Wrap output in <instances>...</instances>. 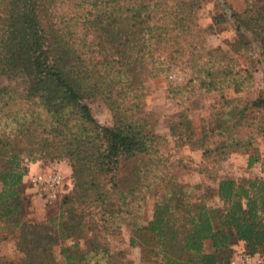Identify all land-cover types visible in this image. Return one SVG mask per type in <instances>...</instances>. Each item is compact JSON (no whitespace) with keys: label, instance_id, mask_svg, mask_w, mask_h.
Here are the masks:
<instances>
[{"label":"trees","instance_id":"trees-1","mask_svg":"<svg viewBox=\"0 0 264 264\" xmlns=\"http://www.w3.org/2000/svg\"><path fill=\"white\" fill-rule=\"evenodd\" d=\"M246 3L228 17L264 55V0ZM201 6L200 0H0V74L22 73L26 81L21 90L0 87V231L2 239L14 237L21 253L18 260L0 255V264H61L58 245L64 264H98L113 258L107 234L120 222L140 249L136 264H230L237 244L264 253V181L220 177L215 191L188 193L192 185L177 180L175 160L160 154L161 136L139 114L145 81L131 77L137 63L149 65V77L185 63L191 81L221 94L252 85L253 73L237 59L192 47L206 30L196 22ZM189 84L170 86L169 97L185 95ZM94 96L106 101L113 124L94 117L87 102ZM216 106L202 133L208 154L242 141L237 129L250 110H264V94L250 101L222 97ZM29 143L61 148L75 180L74 192L64 197L66 211L38 222L26 217L30 201L23 194L28 167L20 152ZM130 158L137 159L139 180L146 168L167 162L162 175L168 181L152 187L156 199L147 221L145 206L132 207L129 199L147 185L132 186L121 173ZM213 197L222 207L209 203ZM68 238L72 244H61Z\"/></svg>","mask_w":264,"mask_h":264},{"label":"rangeland","instance_id":"rangeland-1","mask_svg":"<svg viewBox=\"0 0 264 264\" xmlns=\"http://www.w3.org/2000/svg\"><path fill=\"white\" fill-rule=\"evenodd\" d=\"M200 1L202 6L196 12V22L206 30L192 40V47L196 50L212 49L219 54L223 53L227 57L237 59L240 66L248 67L253 73L252 85L238 94H235L231 88L224 89L222 94L217 91H207L191 81V70L185 63L171 66L166 76L156 77H149L147 63H137L131 74L134 81H145V85L141 87L142 104L139 114L146 118L151 130L161 136L159 139L160 154L164 158L175 160L173 171L177 180L191 184L192 187L187 192L198 195L215 191L220 177L235 179L257 177L264 181V110L259 114L256 110H250L247 113V117L243 119L245 123H241L242 127L237 129L239 138L242 140L237 146L230 147L222 153L221 150L210 154L204 152L203 128H207L212 114L216 112V105L222 97H239L250 101L264 94V55H261L258 42L250 34L243 31L240 33L244 38L240 37L232 20L228 17L232 9L237 11L246 9V0ZM213 16H218L221 21L213 22ZM126 53L133 56V52L128 49ZM184 83H190L189 90L184 92L185 95L177 93L170 98L168 95H172L169 92L170 86ZM5 85H12L14 89L21 90L26 86L25 76L22 73L0 74V87ZM87 102L94 117L101 125L113 124V113L101 96L89 97ZM229 112L230 110H225L222 116L227 126H230L225 122L230 116ZM231 118L233 120V117ZM217 140L219 137H215L214 141ZM20 154L27 164L28 172L30 163L39 162L41 168L36 172L55 169L63 177L61 191L52 201H46L36 195L35 189L31 187L30 178L24 181L23 194L30 201L26 217L38 222L44 220V217L56 216L65 212L64 197L74 192L75 180L72 162L63 154V150L56 146L44 147L29 143ZM136 160L130 158L122 161L121 173L130 177L128 183L132 186H138L141 182L147 185V192H137L129 196L132 207L139 204L145 206L147 221L150 219L156 199L155 189L152 187L168 181L162 175V173L167 174V162L159 163L157 170L146 168V173L140 176L139 180V177L135 176ZM186 165L191 168L184 167ZM27 188L31 191L26 192ZM181 196L183 197V194ZM209 203L222 207L217 197H213ZM92 219L84 218V221L90 222ZM3 234L4 232L0 231V255L10 260L20 259L21 253L14 237L2 239ZM107 235L113 249V258L100 261L98 264L138 263L140 249L129 243L130 226L128 224L120 222L118 227L109 229ZM72 243L73 241L69 238L61 242L63 245ZM54 253L58 262L61 264L66 262L60 254L59 245L54 247ZM88 264H95V262Z\"/></svg>","mask_w":264,"mask_h":264},{"label":"built area","instance_id":"built-area-1","mask_svg":"<svg viewBox=\"0 0 264 264\" xmlns=\"http://www.w3.org/2000/svg\"><path fill=\"white\" fill-rule=\"evenodd\" d=\"M31 187L35 189L36 195L46 201L56 199L63 186L62 174L55 170L36 172L30 176ZM230 264H264V253L253 254L243 250L239 244L234 246V252Z\"/></svg>","mask_w":264,"mask_h":264},{"label":"crops","instance_id":"crops-1","mask_svg":"<svg viewBox=\"0 0 264 264\" xmlns=\"http://www.w3.org/2000/svg\"><path fill=\"white\" fill-rule=\"evenodd\" d=\"M29 167H30V170H29L28 174L25 176L24 181H27L32 174L36 173V171H39L41 168L39 162H32L29 164ZM27 189L28 190H26V192L31 191L30 188H27ZM38 209H40V208H38Z\"/></svg>","mask_w":264,"mask_h":264}]
</instances>
